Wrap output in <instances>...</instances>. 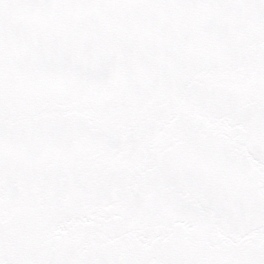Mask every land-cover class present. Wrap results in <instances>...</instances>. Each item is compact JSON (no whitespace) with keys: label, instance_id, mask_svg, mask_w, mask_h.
<instances>
[{"label":"snow or ice","instance_id":"obj_1","mask_svg":"<svg viewBox=\"0 0 264 264\" xmlns=\"http://www.w3.org/2000/svg\"><path fill=\"white\" fill-rule=\"evenodd\" d=\"M0 264H264V0H0Z\"/></svg>","mask_w":264,"mask_h":264}]
</instances>
